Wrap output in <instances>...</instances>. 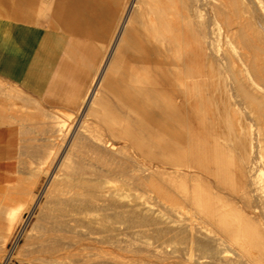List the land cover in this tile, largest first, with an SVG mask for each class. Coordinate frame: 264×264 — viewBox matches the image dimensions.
Returning <instances> with one entry per match:
<instances>
[{
	"label": "bare ground",
	"instance_id": "obj_1",
	"mask_svg": "<svg viewBox=\"0 0 264 264\" xmlns=\"http://www.w3.org/2000/svg\"><path fill=\"white\" fill-rule=\"evenodd\" d=\"M56 1L70 2L47 1L57 19ZM105 1L95 7L110 15L102 29L84 10L82 36L95 39L103 55L75 122L69 126L72 113L58 111L70 116L66 122L35 99L32 112L24 108L25 123L41 133L42 144L19 154L30 170L27 185L16 196L6 193L18 205L0 202L2 259L25 205L33 223L15 260L20 264H264L262 1ZM30 6L25 0L24 18L36 22ZM219 16L227 29L222 35L215 28ZM234 18L242 31L233 34ZM233 43L238 50L232 53ZM216 68L229 81L222 106L226 132L207 145L194 140L187 111L181 121L173 113L182 107L176 100L198 92L200 81L221 80ZM103 93L121 104L118 113ZM99 100L107 103L104 130L83 131L85 117L100 118Z\"/></svg>",
	"mask_w": 264,
	"mask_h": 264
},
{
	"label": "rangeland",
	"instance_id": "obj_2",
	"mask_svg": "<svg viewBox=\"0 0 264 264\" xmlns=\"http://www.w3.org/2000/svg\"><path fill=\"white\" fill-rule=\"evenodd\" d=\"M29 1H31V2H29ZM29 1L27 0V4L29 5V3H30V5H31L33 3V0H29ZM47 1H46V4H45V1L42 0V2H44L42 4H44L46 7L44 5H42V7H40L39 4H40L41 0H39V1L35 0V6H34L35 7V13H33V14H34V16L36 15L35 17H37L36 18L37 21L34 24L35 25L46 26V27H49V28H54V29L67 31V33L69 34L70 37L67 40L64 41V43H66L65 44V49H64V51L62 53V59H61V61L59 63L57 72H56L55 77L53 79L51 89L41 99L42 100L41 102H44L45 104L47 103L46 105H49V106H45V104L43 105L47 110H49V111H47L48 113L56 114L55 111L57 110L56 112H57V115H59L60 119L62 117H64L65 115H67L66 113L69 112L68 115H70V113H72L71 116H73V118L70 117V116H66V119H67V117H70V118H68V121L71 123V124L70 123H68V124L66 123V124H67V126L69 124H70L69 126H71L73 121L75 122L74 115H77L79 113L78 111L81 109V107H80L81 104L79 106H76V107H71V105H69L68 103H65V102L62 103V101H63L64 98H70L72 95L77 94L78 92H83V90L87 86V83H88V81L91 78L92 72L95 69L96 64L98 62L97 61L98 59H96L97 55L93 54L92 49H93V46L99 45V43L94 42L92 39H91L92 41L88 40V39L86 40L81 34L80 35H75V34L71 33V31L67 28V27H71V28L75 27L76 28V26H82L83 25V21L82 20L84 18L82 19V18H79V17H81V16L85 17L84 13H80L79 14L80 10L77 12L76 11V7H69V6L68 7H63L62 9L64 11L62 10L61 14H59L60 11L58 10V15L60 16V18L58 16V18L56 19V18H54L53 15H51V12L53 11V9L50 6L48 7V2ZM69 1H70V3L71 2H75L74 0H69ZM162 1H166V0H162ZM258 1H262V4L264 5V0H258ZM30 8H32V7L30 6ZM72 10H74V11H72ZM206 10H207V15H210L212 13V11L210 9H206ZM206 10H205L204 13H206ZM261 10L264 11L263 8H261ZM31 13H32V11H31ZM90 15L94 16L96 18L97 17H99V18H103L104 17V15L102 13H99V12L97 13V12L94 11L93 14H89L88 15L89 23H90V21L92 19V17ZM210 16L212 17L213 13ZM233 20H234L233 24L231 25V27H229L230 29L232 28L230 31L233 34L235 33L234 31H236V32L237 31H242V27H241L242 25L239 24L240 18H234ZM28 22H30V21H28ZM251 23H253V22H251ZM94 24H97L99 26L100 25L103 26L102 20L98 21L96 19L94 21ZM215 24H216V26H215L216 30L219 29L216 32L219 31V34L222 35L224 33V31L227 30L226 26L224 25L223 18H221L220 16L218 17V22H216ZM255 27L256 26L253 25L252 28L250 29L251 31L248 30L249 32L247 31V33L253 35V31H254L253 28H255ZM104 28H105V25H104ZM80 31H82V29ZM87 42H88V44H87ZM222 46L225 47L224 44H222ZM237 48H238V46L236 44L234 45V43H233L232 46H230L228 48V50L229 49H230L229 51L233 50V51H231L233 53V52L238 50ZM186 53L188 54L189 50H187ZM188 63L190 64L191 62H188ZM216 73L220 74V79L221 80L219 82H217L218 75L214 76L210 80L200 81L199 86H198V92L191 91L188 94L187 98L182 96L183 98L180 97V98H178L176 100L178 104L182 103V107L180 105L179 107H181L180 108L181 110L180 109L177 110V108H178L177 107L175 109L174 113H173V116H176V118H174V119L178 118L181 121V119H182L181 116H184L183 114H185V111H187L189 113V116H190V128H191V132L193 133L192 136L194 137V140L196 138L197 139L198 138H200V139L202 138V140L207 145H208L209 142H211L213 140L214 136H220L221 133L224 132V134H225V132H226L225 129H224V125L223 124L225 123L227 118L225 116V112L222 111V106L224 105V98H225L224 96L228 92L229 81L226 80L227 79L226 78L227 75L225 73V70L216 68ZM263 83L260 82L261 85L259 86V90L264 95V84ZM168 93H167V97L171 98L172 94L169 95L170 93L169 94ZM234 98H236V96ZM237 98H240V97L237 96ZM103 100L104 101L106 100L107 103L109 101L111 106L114 107L115 112L118 113L119 109L121 108V106H120L121 104L119 102L117 103L115 101V97L112 94L107 95V97L104 98ZM184 100H185V102H184ZM90 101L92 102V98H90ZM101 101L102 100H99L98 104H99L100 111L103 112V113H101L98 110V113L101 114V115H99L100 118H97L98 115H97V117L91 116L90 118L92 120L89 118V116H87V118L85 117L84 119H87V120L86 121L84 120L85 123H86V124H84V126L86 125V127H84L82 129L83 131H84V129L85 130L95 129V131H98V130L99 131H103L104 130V125H105L104 122L105 121L103 122L102 119L105 118L103 116L108 117V115H104V114H108V111L105 108L107 103L101 102ZM117 101H118V99H117ZM222 102H223V104H222ZM103 104H105V105L103 106ZM184 105H185V107H184ZM116 108H118V109H116ZM53 110H55V111L53 113H51V111H53ZM58 111H61L65 115L63 114L64 115L63 116V115H61V113L59 114ZM174 114H176V115H174ZM171 115H172V113H171ZM101 116H102V119H101ZM43 118H45V117H43ZM62 119H65V118H62ZM174 119H173V121H174ZM93 120H95V121H93ZM44 121H46V118H45ZM178 121L177 122H176V120L174 121V122H176L175 125L178 124ZM66 122H67V120H66ZM174 122H173V125H174ZM88 124H89V126H88ZM72 127H74V125ZM97 127L101 128V129H99ZM177 127H178V125L176 126V128ZM30 128H31L30 129L31 130V135H30L31 143L30 144L32 146L33 145L34 146L41 145L42 144V141H41L42 136L40 135L41 133H39V132L37 133V131H35L37 129L33 128V125H30ZM178 129H179V127L176 130H178ZM32 130H33V132H32ZM121 142H123V141L119 142L120 145L121 146H122V144L124 145V142L123 143H121ZM25 158H26L25 156H23V157L20 156L19 157V159L17 160V164H16V174H15V177H14L15 180H13V182H9L8 181L9 182L8 185L9 186L10 185L13 186V188L9 191V190H6V189H9L7 187L8 185L5 184V185L0 186V197H1L0 198V202H2L3 204L6 203V202L9 203V201H12V200L8 201V199H9L7 197L8 192H10V194H11L10 196H13V195L16 196V194L18 193L19 189L22 188V186H25V185H22V184H24L25 181L28 179V172L30 171V170H25V168L27 166V163H25L26 162ZM25 164H26V166H25ZM28 167L29 168L31 167L30 169H35V165L34 164H31ZM28 167H27V169H28ZM22 172H23V174H22ZM0 174H1V172H0ZM24 174H25V177L27 178L25 180L23 179L24 178ZM2 180L3 179H0V181H2ZM18 180L21 181V182H19ZM25 184L27 185V181H26ZM14 186H15V188H14ZM19 186H20V188H19ZM16 191H17V193H16ZM14 192H15V194H13ZM20 192H21V190L19 191V193ZM6 193H7V195H6ZM2 199H3V201H2ZM10 199H12V198H10ZM14 200H15V202H17L16 199H13V202H14ZM13 202H12V204L9 203L10 207H11V205H12V207H15L16 204L18 205V203L13 204ZM9 204H7V206H9ZM20 208L19 209H20V212H21L20 213V217L21 218H20L19 222H17L19 224L15 225L11 236H9V238L7 239L5 245L3 246L4 250H2V251H4L6 257L3 260L2 259V255L0 254L1 255L0 256V260L2 259V261H0V264H20V263H17L15 261V260H17L19 258L18 252L20 254H23L22 252L24 251V249H26L25 245L23 244L24 243L23 242L24 241V235H25L24 233H27L25 231H29L28 229L31 228L30 226L33 223L32 222L33 219H32V217L30 219L29 215H27V213L25 211V205H21ZM27 221H29V222H27ZM5 225H6V223H4V224L1 223L0 227L1 226L2 227L0 229L1 230L4 229ZM1 230H0V232H1ZM0 241H1V239H0ZM21 248H24V249H22L23 250L22 252H20ZM0 250H1V245H0ZM0 253H2V252H0ZM16 254H17V256H16Z\"/></svg>",
	"mask_w": 264,
	"mask_h": 264
},
{
	"label": "crops",
	"instance_id": "obj_3",
	"mask_svg": "<svg viewBox=\"0 0 264 264\" xmlns=\"http://www.w3.org/2000/svg\"><path fill=\"white\" fill-rule=\"evenodd\" d=\"M81 1L86 2V0ZM81 1H76L77 3H66V5L64 3L62 4V2L60 3L56 1V6L59 5V7L61 6L62 8L63 5L64 7H75L77 4L78 8L80 9L79 14L84 13L86 8H88L89 11L91 10L90 14H93L95 7L99 6L97 2H99L100 6H105V4H103L105 0H101V2L100 0H87V2L84 4H81L83 3ZM88 1L96 3L95 5L94 3H90L91 5L93 4L91 6ZM106 1L111 3L110 0ZM34 6L35 0H33V3L31 4L32 13H35ZM78 8L76 10H79ZM62 10L63 9H60V14L62 13ZM24 15L25 0H0V94L2 92L0 95V116L4 117V115H6V118L3 119L1 117L3 120H0V179H3L0 181V186L8 184V181L13 182V180H15L14 177L16 174L17 160L20 157L19 154L21 153L23 147H26L31 143V130H29L30 126L28 127V124L25 123L23 111L26 109L25 112H32V107L34 104L33 99L41 102V99L51 89L53 79L62 59V53L65 49L66 43H64V41L70 37L67 31L35 25V21L28 22L24 18ZM108 16L110 17L109 14L105 15V19L104 17L96 18L91 16L92 19L90 24L97 25L94 24L96 19L98 21L102 20V22L105 24L104 21L106 18H108ZM79 18L83 19L84 17L81 16ZM82 21V26H76V28H67L75 35H82V31L80 30L83 29L84 20ZM99 28L102 29L101 26H99ZM84 36L86 40L92 39L90 36ZM92 40L97 42L95 39ZM99 45L93 46L92 49L93 54L97 55V63H100V59H102L101 56L103 55V49H101L102 47L100 46V48ZM98 65L99 64H96L95 69ZM95 69L92 72L91 78L93 77ZM90 82L91 80L88 81L83 92H78L77 94L72 95L70 98H64L62 103H68L71 105V107L79 106ZM14 88L18 92H22L21 95H24L23 98L21 95L19 97L17 96L18 92H16ZM12 90L15 91L16 94L13 93ZM98 91L99 90H97V92ZM5 93H7V95ZM8 94H11V96ZM103 97L106 98L107 94L105 95V93H103ZM17 100H20L21 102H14ZM41 103L45 104L44 102ZM46 104L45 106H49ZM22 105H24V107ZM19 112H22V116ZM20 117H22L23 120L20 119ZM5 119H7V122H5ZM3 123L7 126H4Z\"/></svg>",
	"mask_w": 264,
	"mask_h": 264
}]
</instances>
